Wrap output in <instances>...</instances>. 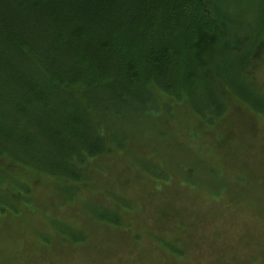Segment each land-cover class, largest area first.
Listing matches in <instances>:
<instances>
[{
  "label": "trees",
  "instance_id": "16d2710c",
  "mask_svg": "<svg viewBox=\"0 0 264 264\" xmlns=\"http://www.w3.org/2000/svg\"><path fill=\"white\" fill-rule=\"evenodd\" d=\"M255 1L257 17L232 33L210 0H0V161L85 182L109 143L130 141L121 127L131 132L157 92L185 99L209 125L228 113L229 94L264 116ZM59 233L63 244L86 238Z\"/></svg>",
  "mask_w": 264,
  "mask_h": 264
},
{
  "label": "rangeland",
  "instance_id": "374dc122",
  "mask_svg": "<svg viewBox=\"0 0 264 264\" xmlns=\"http://www.w3.org/2000/svg\"><path fill=\"white\" fill-rule=\"evenodd\" d=\"M210 1L232 33L260 6ZM253 75L264 95V68ZM157 93L85 182L0 161V264H264V116L229 94L209 125L185 99ZM66 227L85 241L61 243Z\"/></svg>",
  "mask_w": 264,
  "mask_h": 264
}]
</instances>
